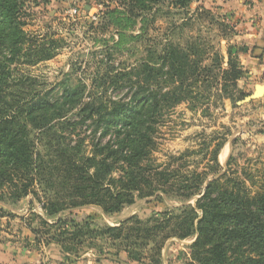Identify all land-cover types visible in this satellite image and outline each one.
I'll return each mask as SVG.
<instances>
[{"label":"rangeland","instance_id":"obj_1","mask_svg":"<svg viewBox=\"0 0 264 264\" xmlns=\"http://www.w3.org/2000/svg\"><path fill=\"white\" fill-rule=\"evenodd\" d=\"M186 2L0 0L7 7L16 5L10 22L0 19V97L17 101L14 108L42 107L46 116L42 127L26 121L24 130L14 132L16 140L25 135L39 168L37 174L16 170L0 179V225L7 228L9 220L15 227L23 218L37 233L34 248L44 249L57 247L55 241L63 233L74 232L64 225L71 221L82 228L84 235L78 240L84 243L69 246L66 264H76L77 259V264H137L127 263L122 252L116 256L120 242L111 236L94 240L96 231L117 227L131 217L145 220L181 203L134 195V202L118 214H104L82 199L90 193L82 190L87 172L111 167L102 181L108 186L109 178L118 180L127 166L113 161L112 151L122 147L123 157L127 150L116 142L121 125L97 120V113H108L110 119V104H125L115 112L132 117L134 110L145 107V100L157 101L148 122L155 147L148 159L155 166L170 162L182 173L205 171L218 149V175L228 168L229 177L246 173L256 182L264 180V121L257 106L244 99L231 105L221 92L219 67H226L227 52L237 53L232 31L217 12L204 8L206 12L195 13L201 6ZM73 8L78 10L75 17L68 14ZM93 14L95 21L89 18ZM175 52L184 58L164 60ZM182 154V161H173ZM195 198L186 204L193 205ZM72 199L88 204L70 208ZM40 217L49 225L55 218L60 223L47 227ZM192 242L193 238L167 240L161 264L188 262Z\"/></svg>","mask_w":264,"mask_h":264},{"label":"trees","instance_id":"obj_2","mask_svg":"<svg viewBox=\"0 0 264 264\" xmlns=\"http://www.w3.org/2000/svg\"><path fill=\"white\" fill-rule=\"evenodd\" d=\"M19 1L21 0H17ZM178 1L187 3V0ZM192 1L199 0H189ZM4 5L5 3H0V19L8 21L9 18L10 22L16 5ZM107 10L111 12L113 9L109 5ZM194 12L206 10L197 7ZM226 25L224 28L227 31L230 28L232 35L233 29ZM221 38L224 40L225 36L222 34ZM236 54L227 52L226 67H219L223 85L221 92L231 105L248 95L237 86L244 72L238 67ZM171 56L178 57L179 61L184 58L183 54L175 52L167 54L164 60H171ZM171 61L174 62L173 59ZM14 104L17 105L18 102L0 97V111L3 114L0 117V179H6L16 170L22 175H28V172L37 174L39 168L31 159L30 145L25 135L21 140H16L14 132L24 130L26 121L32 127H42V120L46 116L42 114V107L33 108L30 104L14 108ZM124 105L115 107V104H110L111 110L113 109L109 113L110 119L108 113H97V116L101 114L98 121L121 125L116 142L127 146V150L123 157L122 147L118 151H112V154L114 162L126 163L124 174L118 180L109 178L106 186L102 181L112 171L111 167L92 174L87 172L82 178V190H90V193L82 196V199H89V203L98 206L104 214H118L124 206L134 202V195L138 199L155 196L157 201L174 198L181 205L155 212L145 220L131 217L120 222L117 227L96 231L94 240L100 235H108L111 240L120 242L116 256L124 253L127 263L161 264V251L167 240L193 238L189 246V261L185 264H264V180L256 182L246 173H242V178L236 175L229 177L228 168L218 175V149L212 159L213 165L205 171L191 170L182 173L179 169H172L170 162L155 166L154 161L148 159L151 150L154 151L155 148L150 135L153 128L148 122L154 117L157 101L145 100V107L134 110L132 117L115 112L117 109L121 111ZM55 113L61 114L60 111ZM185 157L186 154H182L173 161H182ZM139 162L146 163L139 165ZM209 174L216 175V178L208 179ZM194 197L193 205L186 204ZM77 200L79 199H72L69 207L88 204ZM42 210L47 212L44 204ZM40 218L41 224L47 227L52 228L60 223L55 218L49 225L45 219ZM64 225L65 228L70 226L74 232L63 233L55 242L63 258L69 259V246L82 245L84 241L78 238L84 234L82 228L71 221ZM31 232L37 234L33 229Z\"/></svg>","mask_w":264,"mask_h":264},{"label":"crops","instance_id":"obj_3","mask_svg":"<svg viewBox=\"0 0 264 264\" xmlns=\"http://www.w3.org/2000/svg\"><path fill=\"white\" fill-rule=\"evenodd\" d=\"M193 2L217 12L222 21L233 29L232 43L237 52V64L244 72L237 86L248 94L243 98L244 100L250 98L246 103L256 104L258 117L264 121V90L261 95L254 97L256 86H264V0ZM13 226V222L9 220L7 228L0 225V264L67 263V259H64L60 250L53 245L44 249L34 248L35 236L23 218L19 217L18 224ZM77 261L79 260H76V264Z\"/></svg>","mask_w":264,"mask_h":264},{"label":"built area","instance_id":"obj_4","mask_svg":"<svg viewBox=\"0 0 264 264\" xmlns=\"http://www.w3.org/2000/svg\"><path fill=\"white\" fill-rule=\"evenodd\" d=\"M68 14L72 17H75L78 15V10L76 8H73V9H70L68 10ZM91 20L95 21L96 18H97V15L96 14H93V15H90L89 17Z\"/></svg>","mask_w":264,"mask_h":264},{"label":"water","instance_id":"obj_5","mask_svg":"<svg viewBox=\"0 0 264 264\" xmlns=\"http://www.w3.org/2000/svg\"><path fill=\"white\" fill-rule=\"evenodd\" d=\"M263 90H264V86L263 85L256 86L254 97H258L259 95H261ZM249 101H250V98H247V99L244 100V102H249Z\"/></svg>","mask_w":264,"mask_h":264},{"label":"bare ground","instance_id":"obj_6","mask_svg":"<svg viewBox=\"0 0 264 264\" xmlns=\"http://www.w3.org/2000/svg\"><path fill=\"white\" fill-rule=\"evenodd\" d=\"M222 154V153H221ZM224 154V153H223ZM221 160H223V157L221 158ZM222 162V161H221Z\"/></svg>","mask_w":264,"mask_h":264}]
</instances>
